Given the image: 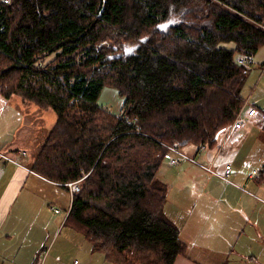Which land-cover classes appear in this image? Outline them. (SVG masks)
<instances>
[{
    "label": "trees",
    "instance_id": "trees-1",
    "mask_svg": "<svg viewBox=\"0 0 264 264\" xmlns=\"http://www.w3.org/2000/svg\"><path fill=\"white\" fill-rule=\"evenodd\" d=\"M263 46L264 0L0 1V95L54 111L32 170L81 179L64 223L93 252L174 264L187 247L164 211L163 144L213 149L244 105L236 58ZM105 88L122 117L99 103Z\"/></svg>",
    "mask_w": 264,
    "mask_h": 264
},
{
    "label": "crops",
    "instance_id": "crops-1",
    "mask_svg": "<svg viewBox=\"0 0 264 264\" xmlns=\"http://www.w3.org/2000/svg\"><path fill=\"white\" fill-rule=\"evenodd\" d=\"M258 62L261 72L264 58ZM15 104L23 108L28 107L19 101L6 100L0 95V264H31L34 255L43 248L35 247L33 250H28L23 245L24 239L28 236L32 237L33 234H28L27 231L21 229L22 221H28L30 218L28 214L19 212L18 206L29 205V197L32 196H40L42 203L51 195L47 190L63 187L35 173L32 170L35 158L30 161L26 160L27 152L19 148L10 149L14 143L15 133L21 124V115L15 110ZM249 106L256 110L255 114L246 118L243 127L225 142L219 154L215 146L213 149L203 150L200 154H196L197 148L193 146L184 150L187 154L197 157L201 164H210L217 154L215 168L221 171L224 164H231V179L233 177V180L231 184L226 183L228 186L225 192L222 182H214L212 179L207 182L203 181L200 193L204 196L200 199H191L194 206L189 213L174 205L172 217L182 224L180 236L183 228H186L190 222L188 240L181 236L187 247L186 254L178 256L174 264H237L235 257L230 258L229 254L236 251L246 252L254 247L230 245V241L223 240L222 237L209 231L212 217L217 213L224 216L225 228H228L226 223L230 215H235L236 218L242 215L247 221L252 220L259 225L262 223L264 181H261L259 177L252 178L250 174L247 178L255 181H246L240 176V169L244 165L245 158L249 156V151L253 150L260 133H264V114L261 108L251 101H249ZM243 129L246 130L241 134ZM254 129L256 131L252 133ZM19 151L25 152V155H17ZM22 160L28 163L25 165L21 163ZM262 165L264 166V163ZM238 184H245L251 192H243L244 190ZM192 186L193 184L179 187L180 197L189 200L186 195L191 196V193L186 189H191ZM256 233L254 231V234ZM260 247L264 248V244Z\"/></svg>",
    "mask_w": 264,
    "mask_h": 264
},
{
    "label": "rangeland",
    "instance_id": "rangeland-1",
    "mask_svg": "<svg viewBox=\"0 0 264 264\" xmlns=\"http://www.w3.org/2000/svg\"><path fill=\"white\" fill-rule=\"evenodd\" d=\"M129 50L131 48L127 49V51ZM262 58H264V46L260 48L255 58L253 56V64L250 66L249 74L245 80L242 91L246 104L245 111L250 108L249 101L256 104L259 108L264 106V72L262 70L260 72L259 64H257ZM99 103L112 113L118 114L120 111L121 99L114 89L105 88L100 96ZM14 108L21 115V124L15 133L14 143L10 146V149L19 148L24 150L28 155L26 160L30 161L36 157L39 146L56 121V115L53 110H45L35 104H29L26 108L15 104ZM245 130L243 129L241 134ZM254 131L256 129L252 133ZM258 138L253 150L249 151V156L245 158L244 165L240 169V176L250 182L255 181L247 178L253 170L259 171L261 175L259 178H261L262 170L264 169L262 165L264 163V133H260ZM5 150L7 151L8 148ZM195 160L200 163L197 157ZM21 163L26 165L28 162L26 163L25 160H22ZM203 165L208 166L209 164L205 163ZM157 177L168 186L165 214L180 229H182L181 222L172 217L174 205L189 213L194 206L191 199H200L204 196L200 193L203 181L207 182L212 179L214 182H222L224 192L228 186L219 177L188 161L172 165L165 159ZM190 184H193L192 188L186 190L191 193V196L186 195L189 197V200H186L180 197L179 187L189 186ZM238 185L244 190H242L243 192H251L245 184ZM54 188L47 190L51 195L42 203L40 202V196H32L29 197V205L18 206L19 212L28 214L30 218L28 221H22L21 229L27 231L26 233L28 234H33L32 237L28 236L24 239L23 245L28 250H33L35 247L43 248L34 255L31 264H113L106 262L101 253L93 252L90 243L84 239L82 234L69 224L64 223L71 204V196L67 190L61 187ZM23 195L26 194L23 193ZM237 217L230 215L226 223L228 228H225L224 216L217 213V215L212 217L213 220L209 224V231L222 237L223 240L227 239L231 242L230 245L254 246L246 252L236 251L229 254L230 258L235 257L237 264H264V248L260 247L264 244V215L261 218L262 223L260 225L252 220H245L242 215ZM189 224L190 222L186 228H183L181 233L182 238L185 240H188ZM254 231L257 233L254 234ZM49 253L50 256H48Z\"/></svg>",
    "mask_w": 264,
    "mask_h": 264
},
{
    "label": "built area",
    "instance_id": "built-area-1",
    "mask_svg": "<svg viewBox=\"0 0 264 264\" xmlns=\"http://www.w3.org/2000/svg\"><path fill=\"white\" fill-rule=\"evenodd\" d=\"M0 1L4 3L8 2V0H0ZM252 58H253L252 56L239 55L237 56L236 60L240 65L249 69L250 66L253 64ZM263 71H264V67H263ZM245 106L246 104L244 102V105L242 106L241 110L238 112L234 121L227 126H223L219 128L214 134L213 141L215 142V149H217V154H219L220 150L225 145V142L243 127V125L245 124L246 118L253 116L255 114L256 110L254 108L251 107L247 111H245ZM118 116L122 117L120 113H118ZM134 132L142 133L139 127H134ZM163 145L168 150L167 154L165 155V159L168 160L172 165H177L183 161H188L190 163L196 164L197 166L205 169L206 171L210 172L212 175L219 177L224 182L231 184L232 166L231 164H228V163L224 164L222 170L218 171L215 168V164H216L215 159L217 158V154L215 155L216 158H214V160L211 161L208 166H205L201 163H197L195 160L196 157L190 154H187L177 143H172L171 145H166V144H163ZM203 150H204L203 148H197L196 154H200ZM17 155L19 156L25 155V152L19 151ZM259 175H260L259 171H256V170H253L252 173L250 174L252 178H257L259 177ZM80 181L81 179L77 181L67 182V183L62 184L64 188H66L67 192L70 194L71 201H72L73 195L80 191Z\"/></svg>",
    "mask_w": 264,
    "mask_h": 264
},
{
    "label": "water",
    "instance_id": "water-1",
    "mask_svg": "<svg viewBox=\"0 0 264 264\" xmlns=\"http://www.w3.org/2000/svg\"><path fill=\"white\" fill-rule=\"evenodd\" d=\"M117 57H119V56H117ZM109 58L111 59V58H113V57H112V56H110Z\"/></svg>",
    "mask_w": 264,
    "mask_h": 264
}]
</instances>
